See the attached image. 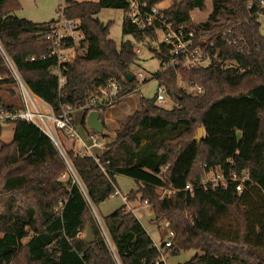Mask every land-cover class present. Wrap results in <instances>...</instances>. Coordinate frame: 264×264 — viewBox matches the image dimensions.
Masks as SVG:
<instances>
[{"label": "trees", "instance_id": "16d2710c", "mask_svg": "<svg viewBox=\"0 0 264 264\" xmlns=\"http://www.w3.org/2000/svg\"><path fill=\"white\" fill-rule=\"evenodd\" d=\"M167 1L170 5L159 11L165 21L186 25L196 39L214 43L208 50L209 65L163 68L170 60L169 47H150L160 62L154 79L175 106L165 110L156 105V96L141 98L139 110L119 123L100 155L105 173L92 158L73 150L66 157L96 208L114 195L116 176L133 180L137 190L127 195V202H147L152 222L172 233L166 254L196 252L182 264H264V24L255 15L261 0H210L212 12L200 24L191 23L190 15L206 10L207 0L138 3L151 11ZM128 8V0H67L63 18L79 23L83 38L78 45L85 53L58 65L50 56L53 42L44 39L56 21L36 24L19 19L14 14L20 9L18 0H0V110L21 108L15 103L8 62L55 115L67 106L82 109L111 81L122 88L118 102L137 90L132 75L138 62L136 45L155 43L158 25L138 29L123 18L122 36L133 42L117 44L110 39L111 22L97 18L104 9L125 14ZM62 44L63 49L76 46L70 38ZM180 83L197 86L202 93H187ZM90 112L83 110L81 123L94 133L86 125ZM8 124L14 133L7 144L1 141L0 125V264H115L87 202L69 180H61L67 163L50 138L35 124ZM211 169L227 178L246 177L242 193L234 182L201 187L200 180ZM188 183L193 185L191 194H167ZM230 220L236 225L233 234L225 227ZM102 221L121 264H155L153 241L132 212L123 206ZM88 227L92 244L81 237Z\"/></svg>", "mask_w": 264, "mask_h": 264}, {"label": "built area", "instance_id": "2783aa9c", "mask_svg": "<svg viewBox=\"0 0 264 264\" xmlns=\"http://www.w3.org/2000/svg\"><path fill=\"white\" fill-rule=\"evenodd\" d=\"M62 1L63 3L59 5L60 12L57 13L58 19L56 20L53 31L44 36L45 40L52 41L54 44V49L50 53V56L57 60L58 65L72 60V58L68 57L65 53L68 49L62 48V42L67 38H70L73 42H75L76 38L74 37V32L76 33L77 31V27L74 29L71 24L63 18L62 11L66 6L67 0ZM128 5V12L123 14V18L129 19L130 22L138 29H144L149 26H154L155 24L158 25L159 30L157 31V34L161 35L160 43L165 44L170 49V60L168 63L163 64V68L181 65L184 69H193L209 65L211 58L208 50L213 47V42L208 43L205 39H196L194 32L189 30L186 25L173 26L171 23L165 21L162 15L159 14V11L162 9H159L158 7L151 11H146L138 3V0H128ZM255 15L257 19L264 24V0L260 1L259 9ZM62 28L68 31L69 34H64ZM233 43L234 40L228 41L229 45H232ZM8 69L10 70L12 78L15 82L21 108L14 110L1 109L0 125L2 126L15 121H24L35 124L46 136L50 138L60 155L65 159L67 163L66 174H69L67 178L70 181L71 186H75L78 189L83 199L87 202L90 210H96V207L92 205L88 198V193L84 185L70 165L66 157V153L62 148L60 138L70 141L72 147H77L78 149L74 153L78 156L92 158L93 161L101 168V171L105 173V169L101 166V162L99 160L100 155L93 153L94 149H100L102 147L100 144V135L95 132H88L85 136H82L74 124L72 115L75 110L72 107H64L58 115H55L47 104L29 91L10 62H8ZM54 72L59 76L57 70ZM137 76L138 78H143L141 73H138ZM64 81V78H59L60 86H63ZM189 89L195 95L202 93L201 88L191 84ZM121 93L122 88L118 85V83L111 81L105 88L96 90L91 95L85 106L80 110L83 111L84 109H88L90 111H96L100 115V111L103 108L118 101ZM165 94V89L163 87H158L156 92V102L165 101ZM245 180H247L246 177L238 179V177L234 174L227 178L219 169H211L204 174L203 178L199 182V185L207 190L218 187H226L228 182H234L236 183V191L240 194L242 193V183ZM192 190L193 185L188 183L184 189L179 191H169L167 194H178L180 197H184L186 194H191ZM119 196L120 192L116 189L113 197ZM122 199L124 202H127L126 197H122ZM143 205L147 208L149 207L147 202H144ZM94 219L99 226L103 241L110 251L115 264H121L115 247L104 228L102 221L103 218L100 220L94 217ZM170 237H172V233H170ZM153 246L158 253L155 264H166L165 255L166 251L171 247V241L168 240L161 245L153 244Z\"/></svg>", "mask_w": 264, "mask_h": 264}, {"label": "rangeland", "instance_id": "374dc122", "mask_svg": "<svg viewBox=\"0 0 264 264\" xmlns=\"http://www.w3.org/2000/svg\"><path fill=\"white\" fill-rule=\"evenodd\" d=\"M75 1H91V0H75ZM96 1V0H92ZM18 3L20 5V9L16 11L14 14L19 19H25L27 21H30L32 23L36 24H42V23H48V22H55L58 19L57 10L59 5L63 3L62 0H18ZM170 5V1L160 3L157 7L159 9H165ZM212 12V4L210 0L206 1V10L204 11H198L194 10L192 11L190 17H191V23L194 24H200L204 23L210 13ZM97 18L103 22L108 23L111 22L110 26V39L113 40L115 43L120 44L122 41H132L131 37L123 38L121 33V24L123 20V14L120 10H111V9H104L102 10ZM63 23V22H62ZM71 26L76 29V27L79 26V23L76 21L69 22ZM77 30V29H76ZM75 30V31H76ZM62 31L64 34H69L68 31L64 30L62 28ZM75 39V49L73 52H66L68 57L72 58L74 54L76 55H83V50L79 48L78 42L80 41L81 34L74 32ZM157 41L152 44H146L144 45H136L138 52V62L137 64L132 68V75L135 77L137 81V90L134 92L127 94L123 99L114 102L112 105L106 106L103 114V121L106 123L110 122V120H114L116 122L117 120H123L126 118V116L129 114H132L133 112L139 110L140 108V99L145 100H151L156 96L158 84L156 80L154 79V74L159 71L160 69V62L153 57V54L150 52L149 48L153 46H157L161 42V35L157 34ZM76 50V51H75ZM70 53L72 55H70ZM138 73H141L143 78H138ZM12 77V74H11ZM145 81V82H144ZM144 82V83H143ZM179 86L187 93H191V90L188 88L187 85L180 83ZM14 90L15 95L18 97L16 98L15 103L21 104L20 99L18 96V91L16 87H12ZM165 101L163 102H156V105L165 109V110H171L175 104L173 101L165 94L164 95ZM6 100H9L11 102V97L7 96L4 98ZM107 112V113H106ZM82 110H77L73 113V120L74 124L76 125V128L80 134H82V127L80 124V118H81ZM113 122V123H114ZM117 125L113 124V126L106 127L103 129L102 135H100V144L102 147L104 146L107 141L105 140V135L108 136H114V134L111 133L112 128H116ZM13 125L12 124H4L2 125V135H1V141L5 144L11 141L12 139V133H13ZM60 142L62 145V148L64 149L65 153L67 152V141L65 139L60 138ZM100 149H94L93 153H99L103 150V148ZM69 174H66L61 178L62 181L66 182L68 180ZM117 189L120 192L119 197H110L106 202L99 205L97 208L91 209L92 214L96 219H102L106 217L107 215L111 214L115 210H117L120 207H125V210L127 211L128 206H140V200H137L136 202H133L134 204L128 205L126 202L123 201L122 197H127V195L131 191L137 190V184L126 177L123 176H116L115 178ZM264 187V186H263ZM160 194L164 195L165 192L158 191ZM136 215L142 222L144 228L147 230L148 234L151 236L152 240L154 242H159V239L161 241H166L165 239L168 237V228L166 226L160 227L156 229V225L151 222V218L153 217V214L150 210V208L146 209H139L138 212H136ZM99 217V218H98ZM226 231L230 233H234L236 230V225L232 220L228 221L225 225ZM85 232L81 234V237L84 238ZM195 251H185L180 252L178 255L171 256L167 260V264H182L187 262L193 255H195Z\"/></svg>", "mask_w": 264, "mask_h": 264}, {"label": "crops", "instance_id": "0c3cea01", "mask_svg": "<svg viewBox=\"0 0 264 264\" xmlns=\"http://www.w3.org/2000/svg\"><path fill=\"white\" fill-rule=\"evenodd\" d=\"M77 22V21H76ZM76 33H80L78 30L76 31ZM81 34V33H80ZM81 37H82V34H81ZM80 37V38H81ZM82 39V38H81ZM80 39V40H81ZM74 49L75 48H71V49H68V50H66L65 51V53L66 52H73L74 51ZM76 51V50H75ZM83 52H85L84 50H83ZM138 52H139V50H138ZM84 54V53H83ZM67 55V54H66ZM70 55H72L71 53H70ZM76 54H74L73 56H72V59L74 58V56H75ZM107 113V112H106ZM129 115V114H128ZM127 115V116H128ZM83 111H82V113H81V118H80V124H81V127H82V136H85L87 133H88V131H87V129L82 125V119H83ZM126 116V117H127ZM126 119V118H125ZM125 119H123V120H117L116 122H114V120H110V122H108V123H106L105 121H103V123H104V125H105V128L107 127H110L111 128V126H113V124H116L117 125V127H118V125H119V123H121L122 121H124ZM114 122V123H113ZM76 126V125H75ZM117 127L116 128H112V130H111V133L113 134V132L117 129ZM13 128H14V126H13ZM13 133H14V130H13ZM13 133H12V137H13ZM80 133V132H79ZM103 135V134H102ZM105 140L107 141V143H105L104 144V146L102 147L103 148V150L102 151H100L99 153H95V154H97V155H102L104 152H105V146L108 144V143H110L112 140H113V138H114V136L112 137V136H108V135H105ZM12 140V139H11ZM67 141V140H66ZM9 143V142H8ZM67 144H68V146H67V149L68 150H73L74 152L78 149L77 147H72V145H71V143H70V141H67ZM128 205H130V204H134V203H128V202H126ZM127 208V211L128 212H132L133 213V215L138 219V221L141 223V225L143 226V224H142V222L140 221V219L138 218V216L136 215V212H138V210L139 209H143V208H146L147 209V207H145L144 205H143V203H140V206H128V207H126ZM148 209H149V207H148ZM151 220V222H152V220H153V217L150 219ZM163 226H165L164 224H160V225H156L155 227H156V229L157 228H160V227H163ZM143 228H144V226H143ZM145 229V228H144ZM146 230V229H145ZM146 232H147V230H146ZM148 233V232H147ZM170 231L168 232V237L165 239L166 241H168V240H170ZM149 235V234H148ZM150 236V235H149ZM150 238H151V236H150ZM151 240H152V238H151ZM153 241V240H152ZM166 241H164V242H166ZM163 241H161V239H159V242H154L153 241V244H157V245H161V244H163L164 243ZM169 257H171V255H169V254H166L165 255V262H166V264H167V260H168V258Z\"/></svg>", "mask_w": 264, "mask_h": 264}, {"label": "water", "instance_id": "95a60500", "mask_svg": "<svg viewBox=\"0 0 264 264\" xmlns=\"http://www.w3.org/2000/svg\"><path fill=\"white\" fill-rule=\"evenodd\" d=\"M131 78V75L128 77ZM87 128L91 131L102 135L103 132V122L100 119L99 113L96 111H91L86 120ZM203 130L200 128L197 133V140L199 141L202 138ZM84 241L86 244H92L94 242V237L91 229L88 227L85 231Z\"/></svg>", "mask_w": 264, "mask_h": 264}]
</instances>
